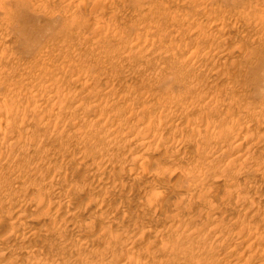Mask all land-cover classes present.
Listing matches in <instances>:
<instances>
[{
  "label": "rangeland",
  "instance_id": "374dc122",
  "mask_svg": "<svg viewBox=\"0 0 264 264\" xmlns=\"http://www.w3.org/2000/svg\"><path fill=\"white\" fill-rule=\"evenodd\" d=\"M0 122V264H264V0H0Z\"/></svg>",
  "mask_w": 264,
  "mask_h": 264
},
{
  "label": "bare ground",
  "instance_id": "6f19581e",
  "mask_svg": "<svg viewBox=\"0 0 264 264\" xmlns=\"http://www.w3.org/2000/svg\"><path fill=\"white\" fill-rule=\"evenodd\" d=\"M225 23H226V22H224V21L222 22V21H221L220 24H219V28H218V29H220V31H222V32L224 31L223 28H225ZM226 26H227V25H226ZM227 28H228V27H227ZM226 30H227V32L229 31L228 29H226ZM224 33H225V32H224ZM225 34L227 35V33H225ZM222 35H223V34H222ZM224 37H225V36H224ZM233 43H234V41H233ZM235 43H236V42H235ZM236 44H237V43H236ZM232 46H236V45H232ZM231 48H232V47H231ZM233 48H234V47H233ZM193 51H194V50H193ZM195 53H196V52H195ZM0 123H1V122H0ZM5 124H6V123H5ZM10 124H11V123H10ZM168 124H169V123H168ZM10 126H11V125H10ZM140 145H141V144H140ZM46 151H47V150H46ZM259 165H260V164H259ZM257 168H258V167H257ZM257 168H256V169H257ZM158 169H159V168H158ZM258 169H259V168H258ZM109 179H110V178H109ZM107 181H108V180H107ZM110 182H111V181H110ZM104 183H105V182H104ZM243 183H244V182H243ZM103 185H104V184H103ZM105 185H106V184H105ZM59 186H60V185H59ZM107 186H108V185H106L105 187H107ZM109 186H110V185H109ZM109 188H110V187H109ZM111 188H112V187H111ZM54 189H55V188H54ZM59 189H61V188L59 187ZM59 189H58V190H59ZM103 189H104V188H103ZM106 189H107V188H106ZM106 189H104V191H105ZM173 189H174V188H173ZM173 189H172V190H173ZM70 190H71V189H70ZM104 191H103V192H104ZM168 191H169V190H168ZM168 191H167V192H168ZM174 191H175V190H174ZM58 192H59V191H58ZM69 192H71V191L64 192V193H69ZM175 192H176V191H175ZM64 193H63V195H64ZM71 193H73V192H71ZM104 193H105V192H104ZM107 193H108V192H107ZM58 194H59V193H58ZM75 194H76V193H75ZM175 194H176V193H175ZM189 194H191V193H189ZM54 195H55V194H54ZM56 195H57V194H56ZM67 195H68V194H67ZM67 195H66V196H67ZM64 196H65V195H64ZM71 196H73V194H72ZM71 196H69V198H71ZM117 196H118V197H121V198H124V196H123V194H122L121 192L118 193ZM125 196H126V195H125ZM127 196H128V195H127ZM127 196H126V197H127ZM171 196H172V195H171ZM67 197H68V196H67ZM118 197H117V199H118ZM52 198H53V197H52ZM58 198H59V197H58ZM111 198H112V197H111ZM168 198L171 199L170 196H169ZM172 198H174V196H173ZM189 198H191V197H189ZM47 199H48V198H47ZM71 199H72V198H71ZM87 199H88V198H87ZM126 199H127V198H126ZM174 199H175V198H174ZM184 199H185V198H184ZM49 200H51V199L49 198ZM49 200H48V202H49ZM56 200H57V199H56ZM88 200H90V199H88ZM129 200H130V199H129ZM141 200H142V198H141L140 200L138 199L137 202H136L137 204H136L135 206H137L139 203L143 202V201H141ZM52 201H53V199L51 200V202H52ZM54 201H55V200H54ZM57 201H58V200H57ZM91 201H92V200H91ZM165 201H166V200H165ZM170 201H171V200H170ZM181 201H183V200H181ZM181 201H180V202H181ZM87 202H88V201H87ZM117 202H118V201H117ZM178 202H179V201H178ZM184 202H185V200H184ZM49 203H50V202H49ZM182 203H183V202H182ZM91 204H93V203H91ZM102 204H103V203H101V205H102ZM67 205H69V204H67ZM93 205H94V204H93ZM139 205H140V204H139ZM179 205H180V204H179ZM183 205H184V204H183ZM183 205H182V206H183ZM96 208H98V207L96 206ZM125 208H126V207H125ZM136 208H137V207H136ZM138 208H139V207H138ZM146 208H147V207H146ZM141 209H142V208H141ZM125 210H128V209H125ZM124 214H125V216H126V214H128V212H127V213H124ZM21 216H22V215H21ZM144 216H145V215H144ZM222 217H223V216H222ZM222 219H223V218H222ZM22 221L25 222V219L22 220ZM22 221H20V223H21ZM222 221H223V220H222ZM219 222H220V221H219ZM22 223H23V222H22ZM222 223H223V222H222ZM222 223L220 222V224H222ZM223 224H224V223H223ZM16 225H17V224H16ZM30 225H31V224H30ZM30 225L28 224V230L26 229L27 226H26V228H25V229L29 232V234L32 233V232H34V231H35V228H36V227L30 226ZM18 226H19V225H18ZM18 226H13L12 224H9V230H12L13 227H16V231H17V230H18ZM34 226H35V225H34ZM214 226H216V225H214ZM219 226H221V225H219ZM41 227H42V226H41ZM43 229H44V228H43ZM218 229H219V228H218ZM26 230H25V231H26ZM40 230L42 231V228H41ZM145 230H146V229H145ZM145 230H144V231L141 230V231H143V232H140V233L144 234V233H145ZM27 231H26V232H27ZM38 231H39V230H38ZM23 232H24V231H23ZM28 232H27V234H28ZM147 232H148V230H147ZM147 232H146V233H147ZM18 233H19V234H18ZM18 233L14 234V235H12V236H4V237H0V241H1L0 243H2V244L4 245V242H5V243L8 242L7 239H9V238L14 239L16 236L18 237V235H21L20 232H18ZM27 234H26V236H27ZM29 234H28V235H29ZM23 236L26 237L25 235H23ZM23 236H22L21 238L25 240V238H23ZM29 236H30V235H29ZM30 237H31V236H30ZM3 238H4V239H3ZM11 239H9V240H11ZM18 239H19V238H18ZM6 240H7V242H6ZM20 240H21V239H20ZM2 241H3V242H2ZM12 242H13V241H12ZM12 244H13V243H12ZM6 245H7V244H6ZM5 247H6V246H5ZM11 248H12V247H11ZM3 249H4V248H3ZM7 250H8V249H7ZM96 250H97V249H96ZM5 251H6V250H5ZM208 252H209V254H210V252L212 253V252H214V250H212V251H208ZM216 253H217V252H216ZM216 253H215V254H216ZM217 254H219V253H217ZM50 256H51V255H50ZM217 256H218V255H217ZM220 256H221V255H219V259H220ZM221 257H223V256H221ZM47 258H48V256H47L44 260H46ZM212 258H213V257H212ZM50 259H52V258H50ZM50 259H49V260H50ZM217 259H218V257H217ZM212 260H213V259H212ZM230 260L232 261V259H230ZM230 260H227V261L230 262ZM249 260H250V259H249ZM46 262H48V261H46ZM190 262H191V261H190ZM233 262H234V261H233ZM224 263H227V262L224 261ZM228 264H229V263H228Z\"/></svg>",
  "mask_w": 264,
  "mask_h": 264
}]
</instances>
